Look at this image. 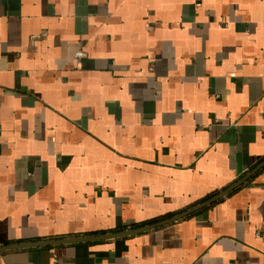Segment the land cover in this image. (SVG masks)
Segmentation results:
<instances>
[{
	"label": "crops",
	"instance_id": "1",
	"mask_svg": "<svg viewBox=\"0 0 264 264\" xmlns=\"http://www.w3.org/2000/svg\"><path fill=\"white\" fill-rule=\"evenodd\" d=\"M245 176L0 264H264V0H0V247Z\"/></svg>",
	"mask_w": 264,
	"mask_h": 264
},
{
	"label": "water",
	"instance_id": "2",
	"mask_svg": "<svg viewBox=\"0 0 264 264\" xmlns=\"http://www.w3.org/2000/svg\"><path fill=\"white\" fill-rule=\"evenodd\" d=\"M247 178H248V176H245L244 178H242L241 180H239L238 182H236L235 184H233L232 186H230L226 190L215 194L211 198L201 202L200 204L194 206L193 208H190L189 210H186V211H184L180 214H177L173 217H170L168 219H165V220L153 223V224H149L147 226H143L140 228L131 229V230H127V231L116 232V233H112V234L99 235V236L75 237V238H65V239H58V240H43V241H37V242H27V243H21V244H9V245H4V246L0 247V253L3 251H6V250H10V249H20V248H28V247L48 246V245H54V244H60V243L86 242V241H94V240H100V239H106V238H114V237L126 236L129 234L145 231L147 229L155 228L158 226H162V225L171 223L173 221H176L178 219L184 218V217L194 213L195 211L201 209L202 207L210 205L211 203H213L217 199L225 196L232 189L239 186Z\"/></svg>",
	"mask_w": 264,
	"mask_h": 264
},
{
	"label": "built area",
	"instance_id": "3",
	"mask_svg": "<svg viewBox=\"0 0 264 264\" xmlns=\"http://www.w3.org/2000/svg\"><path fill=\"white\" fill-rule=\"evenodd\" d=\"M84 57V52L82 50H77L74 55H73V59H74V66L80 67L81 65V60Z\"/></svg>",
	"mask_w": 264,
	"mask_h": 264
}]
</instances>
